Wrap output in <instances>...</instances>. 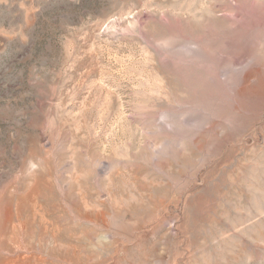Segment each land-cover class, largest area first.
Wrapping results in <instances>:
<instances>
[{
    "label": "rangeland",
    "instance_id": "1",
    "mask_svg": "<svg viewBox=\"0 0 264 264\" xmlns=\"http://www.w3.org/2000/svg\"><path fill=\"white\" fill-rule=\"evenodd\" d=\"M0 243L264 264V0H0Z\"/></svg>",
    "mask_w": 264,
    "mask_h": 264
},
{
    "label": "bare ground",
    "instance_id": "2",
    "mask_svg": "<svg viewBox=\"0 0 264 264\" xmlns=\"http://www.w3.org/2000/svg\"><path fill=\"white\" fill-rule=\"evenodd\" d=\"M18 219V218H17ZM20 224V223H19ZM18 225V224H17ZM23 226V225H22ZM21 227V226H20ZM27 229V228H26ZM18 230V229H17ZM20 230V229H19ZM23 231V230H22ZM21 231V232H22ZM27 231V230H26ZM13 233V232H12ZM11 234V233H10ZM26 236H27V234H26ZM11 238V237H10ZM17 238V237H16ZM2 239H4V238H2ZM19 239V238H18ZM21 240V239H20ZM14 242V241H13ZM18 242V241H17ZM24 242V241H23ZM2 243V242H1ZM0 243V244H1ZM21 243V242H20ZM14 245V244H13ZM18 246H21L20 244H18ZM23 246V245H22ZM28 246V245H27ZM28 248V247H27ZM18 249V248H17ZM6 250V249H5ZM19 250V249H18ZM25 250H27V249H25ZM12 251V250H11ZM23 251V250H22ZM28 253V252H27ZM7 254V253H6ZM3 255V254H2ZM9 255H11V254H9ZM32 256V255H31ZM18 257V256H17ZM22 258H24V257H22ZM28 258V257H27ZM41 258V257H40ZM12 260V259H11ZM18 260V259H17ZM1 261V260H0ZM16 261V260H15ZM18 262V261H17ZM39 262H41L40 260H39ZM18 264V263H17ZM45 264V263H44Z\"/></svg>",
    "mask_w": 264,
    "mask_h": 264
}]
</instances>
